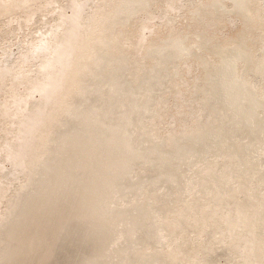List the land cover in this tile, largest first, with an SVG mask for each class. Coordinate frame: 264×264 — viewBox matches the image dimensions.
Masks as SVG:
<instances>
[{"label": "bare ground", "instance_id": "bare-ground-1", "mask_svg": "<svg viewBox=\"0 0 264 264\" xmlns=\"http://www.w3.org/2000/svg\"><path fill=\"white\" fill-rule=\"evenodd\" d=\"M263 15L0 0V264H264Z\"/></svg>", "mask_w": 264, "mask_h": 264}, {"label": "rangeland", "instance_id": "rangeland-1", "mask_svg": "<svg viewBox=\"0 0 264 264\" xmlns=\"http://www.w3.org/2000/svg\"><path fill=\"white\" fill-rule=\"evenodd\" d=\"M181 12V11H180ZM185 15V14H184ZM263 17H264V15H263ZM183 18V19H182ZM179 22H178V21ZM201 21V20H200ZM157 22V21H156ZM186 22V20L184 19V17H180V18H177L176 20H175V22L173 23L174 25V27H180L181 25H183L184 23ZM183 23V24H182ZM194 26V25H193ZM157 27V29H155L157 32L158 31H160V26H155L154 28H156ZM159 27V28H158ZM203 27V26H202ZM255 49H257V47H255ZM10 52H11V54H12V56L16 53V51H15V49H14V47H10V50H9ZM14 52V53H13ZM260 53H263V51H260ZM255 55H257V53H255ZM175 65H177V64H175ZM260 76V75H259ZM256 78V77H255ZM251 79H253V76H251ZM253 84H255V83H253ZM166 89H167V87H165ZM165 89V90H166ZM168 91H169V89H167ZM64 94V93H63ZM161 97H159L158 98V100L160 99ZM169 98V97H168ZM61 99H62V95H61ZM60 100V99H59ZM55 108H53V110H54ZM21 183V185H22V182H20ZM21 185H19V186H21ZM241 197H243V195L241 196ZM256 202V201H255ZM0 209H3V211H1V213L3 214L5 211H4V207H3V205H1L0 206ZM4 215V214H3ZM217 254H218V252H217ZM228 260H232L231 258H228ZM227 264H229V262H227Z\"/></svg>", "mask_w": 264, "mask_h": 264}]
</instances>
